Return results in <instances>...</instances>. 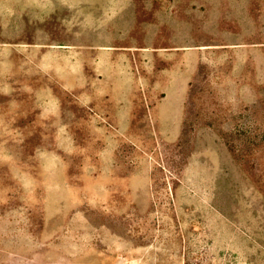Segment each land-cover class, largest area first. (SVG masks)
Listing matches in <instances>:
<instances>
[{
	"label": "rangeland",
	"instance_id": "obj_1",
	"mask_svg": "<svg viewBox=\"0 0 264 264\" xmlns=\"http://www.w3.org/2000/svg\"><path fill=\"white\" fill-rule=\"evenodd\" d=\"M0 264H264V0H0Z\"/></svg>",
	"mask_w": 264,
	"mask_h": 264
}]
</instances>
